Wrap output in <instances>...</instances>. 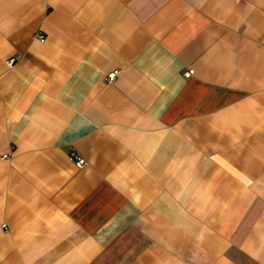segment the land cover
<instances>
[{"label":"crops","instance_id":"obj_1","mask_svg":"<svg viewBox=\"0 0 264 264\" xmlns=\"http://www.w3.org/2000/svg\"><path fill=\"white\" fill-rule=\"evenodd\" d=\"M0 264H264V0H0Z\"/></svg>","mask_w":264,"mask_h":264},{"label":"built area","instance_id":"obj_2","mask_svg":"<svg viewBox=\"0 0 264 264\" xmlns=\"http://www.w3.org/2000/svg\"><path fill=\"white\" fill-rule=\"evenodd\" d=\"M36 37L39 38V39H43V35L40 34V33L37 34ZM12 63H13V59H9V60H8V64H12ZM191 74H192V70H187L186 72H184V75H185L186 77H189ZM113 77H114V75H113V74H110V75L107 77V79H108V80H113ZM70 159H71V160H74L75 163H76V165H77L78 167H81V166L84 164V161H83L81 158L76 157L74 153H71V154H70Z\"/></svg>","mask_w":264,"mask_h":264}]
</instances>
